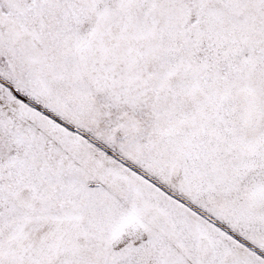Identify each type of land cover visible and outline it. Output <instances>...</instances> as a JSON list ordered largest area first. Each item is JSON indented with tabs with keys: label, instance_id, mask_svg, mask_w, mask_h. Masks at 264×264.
I'll return each instance as SVG.
<instances>
[{
	"label": "snow or ice",
	"instance_id": "obj_1",
	"mask_svg": "<svg viewBox=\"0 0 264 264\" xmlns=\"http://www.w3.org/2000/svg\"><path fill=\"white\" fill-rule=\"evenodd\" d=\"M0 264H264V0H0Z\"/></svg>",
	"mask_w": 264,
	"mask_h": 264
}]
</instances>
